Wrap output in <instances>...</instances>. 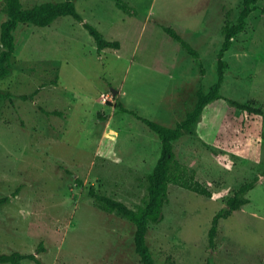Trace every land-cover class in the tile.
<instances>
[{
	"label": "rangeland",
	"instance_id": "rangeland-1",
	"mask_svg": "<svg viewBox=\"0 0 264 264\" xmlns=\"http://www.w3.org/2000/svg\"><path fill=\"white\" fill-rule=\"evenodd\" d=\"M123 1L129 12L116 0L76 1L84 20L119 40V48L98 51L71 15L16 32L13 67L0 80V195L17 193L0 205V252H33L42 243V264H142L134 224L88 191L93 185L130 207L142 205L146 174L160 154L157 135L115 103L169 126L184 118L196 91L216 81L223 26L237 21L243 0ZM5 17L0 8V22ZM224 58L221 93L264 112V0ZM175 152L212 194L169 185L162 218L149 222L146 234L154 264H264V114L214 100ZM255 175L250 201L219 219L211 247L213 215Z\"/></svg>",
	"mask_w": 264,
	"mask_h": 264
},
{
	"label": "trees",
	"instance_id": "trees-1",
	"mask_svg": "<svg viewBox=\"0 0 264 264\" xmlns=\"http://www.w3.org/2000/svg\"><path fill=\"white\" fill-rule=\"evenodd\" d=\"M76 1L44 0L32 5H25L21 0H0V8L6 16L0 22V43L2 46L0 49V80L9 74L13 67L12 56L17 46L16 32L24 24L45 27L49 26L59 16L71 15L81 22L83 27L93 37L98 51L108 47H120L119 40L107 39L94 24L84 20V17L77 10ZM116 4L124 11L129 12L131 10L130 6L123 0H116ZM255 8H257V0H243L237 21L235 23L225 22L223 26V41L217 53V79L208 90L199 88L196 91V100L193 107L174 126L165 125L154 119L142 116L135 110L126 107L121 100L115 103L119 111L133 114L157 135L160 141V154L152 170L146 174V199L142 205L136 208L130 207L120 199L97 191L93 185L89 187L88 191L104 209L115 212L134 224V251L142 264H154L146 234L149 222L155 223L162 218L163 206L168 201L169 185L184 187L200 195L211 196L212 194L210 189L197 178L196 170L178 159L175 152V142L186 132L193 133L194 126L199 120L204 107L214 100L225 99L240 109L251 113L264 114L261 108L226 97L220 91L227 67V61L224 58L225 52L231 47L233 37L245 29L247 17ZM162 26L171 37L181 43L189 54L194 58L199 57L198 51L178 31L170 25ZM3 96L5 94L0 92V97ZM22 97L26 98L25 95ZM41 109L46 114H61L57 109L47 110L42 107ZM258 179V175H255L253 178L242 182L234 193L226 199L225 205L213 215L208 229V242L211 247L215 244L219 219L228 217L250 201L247 193L255 187ZM78 181L80 182L79 179ZM16 193L14 191L12 194L0 195V205L10 201L12 195H16ZM43 249L44 247L40 243L36 251L33 252H21L19 250L0 252V263L20 264L24 259H31L37 264H42L37 252Z\"/></svg>",
	"mask_w": 264,
	"mask_h": 264
},
{
	"label": "water",
	"instance_id": "water-1",
	"mask_svg": "<svg viewBox=\"0 0 264 264\" xmlns=\"http://www.w3.org/2000/svg\"><path fill=\"white\" fill-rule=\"evenodd\" d=\"M111 90H112L113 95H115L117 93V89L111 88Z\"/></svg>",
	"mask_w": 264,
	"mask_h": 264
}]
</instances>
